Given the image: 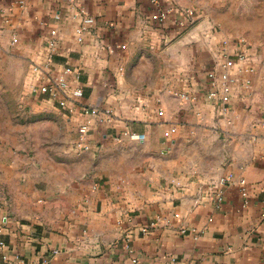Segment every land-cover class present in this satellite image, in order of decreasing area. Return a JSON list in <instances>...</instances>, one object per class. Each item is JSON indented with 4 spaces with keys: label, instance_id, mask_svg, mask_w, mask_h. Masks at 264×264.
<instances>
[{
    "label": "crops",
    "instance_id": "0c3cea01",
    "mask_svg": "<svg viewBox=\"0 0 264 264\" xmlns=\"http://www.w3.org/2000/svg\"><path fill=\"white\" fill-rule=\"evenodd\" d=\"M223 2L0 0V64L29 62L25 103L64 136L51 158L28 131L0 135V264H264V47L251 46L257 72L236 69L253 83L225 114L208 97L209 71L240 45ZM48 63L114 118L33 92Z\"/></svg>",
    "mask_w": 264,
    "mask_h": 264
},
{
    "label": "rangeland",
    "instance_id": "374dc122",
    "mask_svg": "<svg viewBox=\"0 0 264 264\" xmlns=\"http://www.w3.org/2000/svg\"><path fill=\"white\" fill-rule=\"evenodd\" d=\"M223 4L225 8L227 7L230 27L239 34V40L243 39V44L250 51L253 45L261 53L264 47V0H224ZM0 66L2 67L0 85L3 84L0 87V135L6 134L9 130L20 141L21 130L28 131L30 152L37 153L44 144L49 148L46 154H50L52 158L50 148L60 145V142L63 146L64 136L58 138V124H54L45 116L40 117L25 103L28 98L24 89L29 80V62L23 58H13L3 60ZM255 72H257L256 66ZM67 128L64 129L65 132H69ZM60 130L62 132L63 125ZM77 143L80 147H84L81 145L79 135Z\"/></svg>",
    "mask_w": 264,
    "mask_h": 264
},
{
    "label": "built area",
    "instance_id": "2783aa9c",
    "mask_svg": "<svg viewBox=\"0 0 264 264\" xmlns=\"http://www.w3.org/2000/svg\"><path fill=\"white\" fill-rule=\"evenodd\" d=\"M192 14V9H187ZM240 39V45L231 49L229 44L224 47V59L217 60L213 69L209 71L211 89L208 97L213 100L221 99L223 102V112L228 114L231 98L239 84L250 87L253 83L250 76L244 79L236 75L237 71L244 70L246 73H254L255 66L251 65L252 53L243 44ZM33 70L40 73L39 84L33 86V92L49 94L61 108L74 110L79 107L84 114L99 116L102 112L106 119H113L115 114L112 109L90 106L83 103L84 89L80 85H74L72 82L78 81V75L73 73L71 68H65L61 72H54L50 68V63L41 65L34 64ZM73 75V76H71ZM90 126L88 123H82L78 127L81 145L85 146ZM229 181L228 177H221L215 183L218 194L223 193L222 187ZM241 184H245V180H241ZM6 244L0 240V247L5 248Z\"/></svg>",
    "mask_w": 264,
    "mask_h": 264
},
{
    "label": "water",
    "instance_id": "95a60500",
    "mask_svg": "<svg viewBox=\"0 0 264 264\" xmlns=\"http://www.w3.org/2000/svg\"><path fill=\"white\" fill-rule=\"evenodd\" d=\"M203 25L196 24L193 28H191L182 38H181V43L182 44H190L195 41L200 40V36L202 33Z\"/></svg>",
    "mask_w": 264,
    "mask_h": 264
}]
</instances>
